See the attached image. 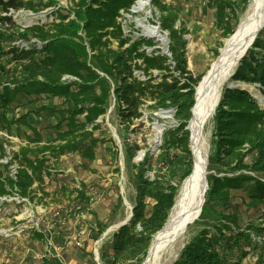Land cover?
<instances>
[{
    "label": "trees",
    "instance_id": "trees-1",
    "mask_svg": "<svg viewBox=\"0 0 264 264\" xmlns=\"http://www.w3.org/2000/svg\"><path fill=\"white\" fill-rule=\"evenodd\" d=\"M134 1L68 0L66 7L58 6L52 11L55 19L27 27L8 15L0 16L6 25L0 29V57L4 60L0 73V125L8 132L21 126L30 132L27 143L20 145L9 161H0V197L16 192L19 197L31 199L34 182L41 195L45 194L43 171L50 158L76 152L80 158L92 160L95 147L102 141L94 135L100 126L97 119L103 120L111 98L117 122L125 129L139 121L146 100L154 101L149 105L153 109L172 107L177 124L165 129L160 154L170 166V149L180 148L187 154L181 180L189 174L192 158L186 125L202 74L193 75L187 68L185 29L179 20L180 10L172 3L150 0L152 9L158 11V24L167 34L170 55L158 49L147 53L142 46L152 45L150 40L125 35L119 18ZM248 1L240 0L242 6ZM57 3L0 0V11L9 7L36 11ZM212 7L216 24L223 27L226 35L231 34V20L238 23L236 3L212 0ZM30 37L45 43L41 48L11 45L14 39ZM152 69L160 71L159 79ZM134 70L146 78L140 79ZM65 74L77 79H62ZM168 76L172 81L166 80ZM231 78L255 84L264 98V27L239 59ZM40 113L51 127L46 140L33 125ZM212 119L215 148L207 156V189L194 220L199 229L182 246L173 264H241L250 249H260L259 263L264 260V213L261 221L249 220L240 225L238 204L231 202V191L244 190L247 208L264 204V105L245 88L225 87ZM145 156L146 160L151 158L148 151ZM126 157L131 160L129 150ZM13 161L18 162L14 175L9 174ZM142 168L134 174V200L128 222L113 231L99 251L104 264H141L152 235L162 227L175 202L179 182L172 183L159 174L147 178ZM208 170L230 173L220 176ZM79 184L76 196L83 197L84 184ZM145 197L154 200L150 209ZM96 226L98 233L106 228L99 221ZM33 234L46 240L43 231L35 230Z\"/></svg>",
    "mask_w": 264,
    "mask_h": 264
},
{
    "label": "rangeland",
    "instance_id": "rangeland-1",
    "mask_svg": "<svg viewBox=\"0 0 264 264\" xmlns=\"http://www.w3.org/2000/svg\"><path fill=\"white\" fill-rule=\"evenodd\" d=\"M164 1L172 3L180 10L179 20L185 29L187 68L193 75H203L230 34L226 35L223 27L216 24L212 0ZM230 1L236 3L235 13L238 15L239 23L249 8L251 0L246 6H242L240 0ZM57 2L56 5L47 6L35 13H31L24 7L14 9L11 13L12 19L24 26L51 21L55 19L52 9L54 10L56 6L66 7L69 4L68 0H57ZM146 9L150 13L148 21L159 26L158 11L152 9L150 1ZM121 13L119 19L125 35L133 39L150 40L152 45L142 46L147 53L158 49L170 55L166 32L160 28L165 37L163 46L159 40L147 35L138 25L143 13L132 12L131 8ZM179 20L176 21L177 26L180 25ZM230 23L234 24L233 29L238 24H235L234 20ZM113 45L115 46V43ZM152 73L158 79L160 78V71L152 69ZM174 74L178 72L174 71ZM140 77L146 78L144 75ZM62 79L67 80V78ZM171 79L170 76L166 78L167 81H172ZM182 79L179 83L183 81ZM230 79L234 82V84L229 83L232 87L245 88L257 101H262L255 84L233 80L231 75ZM227 85H224L222 91ZM54 101L59 102L60 99L55 98ZM153 103V100H146L142 106L143 113L139 121H135L125 129L117 122L113 109L114 101L111 98L109 109L103 120L100 117L97 119L100 126L94 131V135L100 137L102 141L95 147L92 160H84L76 152L63 154L57 159L50 158L46 164L47 169L43 171L45 194L41 195L36 186L37 182H34L31 199L19 197L16 192L0 197V264H104L99 258V251L103 242L107 241L111 233L119 228L117 225L131 213L134 200V174L139 168L143 167L144 176L147 178H153L159 174L172 183L179 182V193L184 180V178L181 180L180 175L186 167L187 154L182 153L180 148L170 149V159H172L170 166L164 157H161L163 133L165 129L174 127L177 123L173 117L172 107L153 109L149 106ZM261 104L264 105V102ZM22 110L21 107L17 112ZM48 121L40 113L33 124L44 140L51 132ZM212 129L211 116L204 130L210 144L209 153H212L215 148ZM25 130L23 126L20 129L12 127L11 132H8L0 125V142L5 141L3 142L5 155L0 154V161H9L13 152L20 145L27 143L26 136L30 135V132ZM127 150L131 153V160H127ZM146 151L151 156L147 160ZM246 160H249V157ZM133 164L138 166L135 167ZM17 166L18 162H11L9 174H14L12 168L16 169ZM208 172L220 176L230 173L215 170H208ZM80 182L84 184L83 197L76 196ZM231 194V202L238 204L240 225L244 226L249 220L258 222L263 219L264 204L247 208L244 204L247 200L244 190H232ZM119 196L121 203L118 204ZM144 201L149 204L148 209H150L154 200L145 197ZM96 221L106 224V228L101 233H98ZM198 229L199 225L194 222L189 225L183 244L171 264L182 246ZM35 230L43 231L46 234V240L36 238L33 234ZM259 255L260 249H250L241 264H264V260L257 262Z\"/></svg>",
    "mask_w": 264,
    "mask_h": 264
},
{
    "label": "bare ground",
    "instance_id": "bare-ground-1",
    "mask_svg": "<svg viewBox=\"0 0 264 264\" xmlns=\"http://www.w3.org/2000/svg\"><path fill=\"white\" fill-rule=\"evenodd\" d=\"M148 4L149 0H136L131 11L143 13L138 25L164 46L165 37L160 27L148 21ZM263 22L264 0H251L245 15L225 39L219 54L196 85L195 99L187 122L192 167L181 184L166 221L154 234L142 264H171L183 244L189 225L197 219L204 196V172L210 149L204 131L205 124L214 113L224 85L234 84L230 75Z\"/></svg>",
    "mask_w": 264,
    "mask_h": 264
},
{
    "label": "built area",
    "instance_id": "built-area-1",
    "mask_svg": "<svg viewBox=\"0 0 264 264\" xmlns=\"http://www.w3.org/2000/svg\"><path fill=\"white\" fill-rule=\"evenodd\" d=\"M150 1V0H149ZM135 2H136V0L134 1V3L133 4H135ZM132 4V5H133ZM48 6H53V5H48ZM45 7H47V6H45ZM45 7H43V8H41V9H39V10H36V11H34V10H32V9H28V8H26V9H28L31 13H35V12H38V11H40V10H42V9H44ZM58 6H56V8H57ZM132 7V6H131ZM130 7V8H131ZM19 8H21V7H19ZM19 8H13V7H9L7 10H3V11H0V16H5V15H8V16H10L11 18H12V15H11V13H12V11H14V9L15 10H17V9H19ZM25 8V7H24ZM55 8V9H56ZM52 11H54L53 9L51 10V12ZM53 13V12H52ZM1 19V18H0ZM18 24V23H17ZM36 24V23H35ZM4 23H3V21H1L0 20V29H2L3 27H4ZM20 26H22V27H27V26H30V25H27V26H24V25H21V24H19ZM33 25V24H32ZM6 26V25H5ZM45 43V41H41V40H39L38 38H36V37H30L28 40H25V39H21V38H19V39H14V40H12V42H11V45L12 46H15V47H19V48H22V47H24V48H30V47H32V46H34V47H36V48H41L42 47V45ZM3 66H4V60H3V58H1L0 57V73H2L3 72ZM138 72H140V74L138 73ZM134 74L135 75H137L140 79H142L141 77H140V75H144L141 71H138V70H134ZM68 76H70V77H68ZM144 77H145V75H144ZM62 78H67L68 80H70V79H77V77H75V76H71V75H67V74H65V75H63L62 76ZM143 79H145V78H143ZM2 82V81H1ZM7 83H9V82H6V81H3L2 82V84H7ZM261 100L262 101H259V102H264V98L263 97H261ZM11 158V157H10ZM18 167V166H17ZM17 167H16V169H17ZM16 169L14 168H12V170H13V172L15 173L16 172ZM12 175H14V174H12Z\"/></svg>",
    "mask_w": 264,
    "mask_h": 264
},
{
    "label": "water",
    "instance_id": "water-1",
    "mask_svg": "<svg viewBox=\"0 0 264 264\" xmlns=\"http://www.w3.org/2000/svg\"><path fill=\"white\" fill-rule=\"evenodd\" d=\"M264 27V22L260 25V27L257 29V33L262 29ZM257 33H256V35H257ZM254 40V39H253ZM253 40L251 41V43L253 42ZM251 43L249 44V46L251 45ZM248 46V47H249ZM247 47V48H248ZM247 48L245 49V51L241 54V57L246 53V50H247ZM240 57V58H241ZM234 72V71H233ZM233 72L231 73V75L233 74ZM226 87H232V85L231 84H228ZM195 92H196V86H195ZM195 92H194V99H195ZM221 92H222V90H221ZM221 92H220V95H221ZM219 98H220V96H219ZM219 98H218V101H219ZM218 101H217V103H218ZM217 103H216V105H217ZM190 111H191V108H190ZM189 120V119H188ZM188 122V121H187ZM186 128L188 129V127H187V125H186ZM207 163H208V160H206V165H205V172H204V177H205V188H204V193H205V191H206V189H207V179H206V174H207ZM204 195V194H203ZM203 201H204V196H203V200H202V203H203ZM202 205V204H201ZM131 210H132V207H131ZM201 210V209H200ZM130 216H131V213L128 215V217L125 219V220H123L122 222H120L117 226L118 227H120L121 225H123V224H125V223H127L128 222V220H129V218H130ZM143 263V260H142V262H141V264Z\"/></svg>",
    "mask_w": 264,
    "mask_h": 264
},
{
    "label": "crops",
    "instance_id": "crops-1",
    "mask_svg": "<svg viewBox=\"0 0 264 264\" xmlns=\"http://www.w3.org/2000/svg\"><path fill=\"white\" fill-rule=\"evenodd\" d=\"M37 231H41V230H37Z\"/></svg>",
    "mask_w": 264,
    "mask_h": 264
}]
</instances>
